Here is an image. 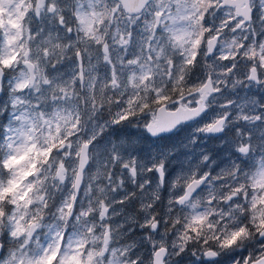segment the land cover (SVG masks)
Wrapping results in <instances>:
<instances>
[{"label": "snow or ice", "instance_id": "6c2138e0", "mask_svg": "<svg viewBox=\"0 0 264 264\" xmlns=\"http://www.w3.org/2000/svg\"><path fill=\"white\" fill-rule=\"evenodd\" d=\"M0 264H264V0H0Z\"/></svg>", "mask_w": 264, "mask_h": 264}]
</instances>
